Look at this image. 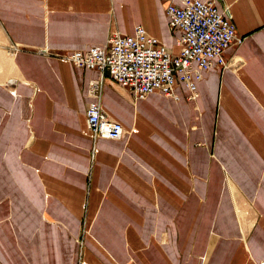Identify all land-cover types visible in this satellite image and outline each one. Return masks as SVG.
Returning a JSON list of instances; mask_svg holds the SVG:
<instances>
[{"label": "crops", "instance_id": "1", "mask_svg": "<svg viewBox=\"0 0 264 264\" xmlns=\"http://www.w3.org/2000/svg\"><path fill=\"white\" fill-rule=\"evenodd\" d=\"M167 0H0V264H264V0H216L240 44L198 96L133 98L86 125L97 69L63 55L141 25L178 53Z\"/></svg>", "mask_w": 264, "mask_h": 264}, {"label": "built area", "instance_id": "2", "mask_svg": "<svg viewBox=\"0 0 264 264\" xmlns=\"http://www.w3.org/2000/svg\"><path fill=\"white\" fill-rule=\"evenodd\" d=\"M165 11L169 30H179L176 55L141 25H135L132 34L111 33L103 47L75 49L63 55L75 66L100 72L87 87L91 100L86 125L94 139L119 140L125 136L123 126L100 105L104 76L125 86L133 98L160 93L177 100L176 84L183 82L188 98H196V81L202 71L232 65L223 53L229 46L240 44L243 37L236 34L227 8L220 11L216 0H167Z\"/></svg>", "mask_w": 264, "mask_h": 264}, {"label": "rangeland", "instance_id": "3", "mask_svg": "<svg viewBox=\"0 0 264 264\" xmlns=\"http://www.w3.org/2000/svg\"><path fill=\"white\" fill-rule=\"evenodd\" d=\"M198 96V94L196 95V97ZM258 123L263 125V128H264V118L261 114H259V117H258Z\"/></svg>", "mask_w": 264, "mask_h": 264}]
</instances>
